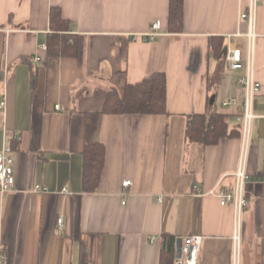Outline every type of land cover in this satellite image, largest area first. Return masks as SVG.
<instances>
[{
  "label": "crops",
  "instance_id": "0c3cea01",
  "mask_svg": "<svg viewBox=\"0 0 264 264\" xmlns=\"http://www.w3.org/2000/svg\"><path fill=\"white\" fill-rule=\"evenodd\" d=\"M170 1L0 0V150L10 141L14 159V186L0 192V264H173L188 235L202 236L197 264H264V0L235 258L232 207L209 192L233 186L243 150L244 69L229 70L225 57L235 46L245 52L248 0H181L178 32L169 31ZM51 6L70 22L74 55L49 58L39 47ZM157 20L159 34L143 41ZM213 36L223 37L218 55ZM157 72L165 113L102 112L109 90L123 96ZM197 113L225 115L227 136L189 141L187 120ZM88 142L105 148L94 192L82 189Z\"/></svg>",
  "mask_w": 264,
  "mask_h": 264
},
{
  "label": "trees",
  "instance_id": "16d2710c",
  "mask_svg": "<svg viewBox=\"0 0 264 264\" xmlns=\"http://www.w3.org/2000/svg\"><path fill=\"white\" fill-rule=\"evenodd\" d=\"M180 2L181 0L170 1V32H178L181 26L182 9ZM69 24V20L63 18L60 8L51 6L49 12L51 32L45 41L47 57H63L75 54L76 36L69 33ZM222 42L223 37H210L209 43L215 55L220 52ZM23 60L28 61L25 58ZM35 71L32 69V76H34ZM165 98V75L157 72L134 86H127L123 96H119L116 90H109L102 112L163 114L165 113ZM227 131L228 125L225 115L214 113L207 118L204 114L197 113L188 118L185 132L189 141L212 144L227 136ZM82 157V189L84 192H94L103 170L105 148L99 142L85 143Z\"/></svg>",
  "mask_w": 264,
  "mask_h": 264
},
{
  "label": "built area",
  "instance_id": "2783aa9c",
  "mask_svg": "<svg viewBox=\"0 0 264 264\" xmlns=\"http://www.w3.org/2000/svg\"><path fill=\"white\" fill-rule=\"evenodd\" d=\"M262 0H248V6L246 11L241 12L240 18L248 23L249 29L246 33L247 46L245 52L239 46H235L229 50V53L225 57L227 68L231 71L239 72L244 69V73L240 74L237 78L238 83L244 90V98L242 102L243 112L241 116V130L243 135V150L240 155L238 165L233 173L234 184L228 190H221L219 192L210 191L212 194L218 197L222 206L231 205L233 211V253L234 258L239 251V241L242 228V216L247 207V199L244 193L245 183L247 175L245 172V147L247 144V136L251 121L254 117L252 113V105L255 95L261 89V84L256 81L253 75V54L254 44L257 34L254 31L255 17L257 6ZM160 29V21H154L151 25V31L149 33H142L139 36L143 41L153 40L158 34ZM40 48L45 49L46 44L42 43ZM38 56L34 57V60H39ZM235 98H228L222 103L223 106L235 104ZM4 102H1V106ZM57 108H59L57 106ZM10 141L0 150V192L5 193L10 191L14 186V159L11 156ZM130 180H124L122 185L127 187L130 185ZM40 185L35 186V190H41ZM197 194H202L199 188L195 187ZM160 201V199H159ZM58 226L61 228L62 219H58ZM179 247V256L176 257L173 264H197L198 253L200 244L202 242L201 235H188L181 238Z\"/></svg>",
  "mask_w": 264,
  "mask_h": 264
},
{
  "label": "water",
  "instance_id": "95a60500",
  "mask_svg": "<svg viewBox=\"0 0 264 264\" xmlns=\"http://www.w3.org/2000/svg\"><path fill=\"white\" fill-rule=\"evenodd\" d=\"M179 247H180V242L177 243V256H179Z\"/></svg>",
  "mask_w": 264,
  "mask_h": 264
}]
</instances>
